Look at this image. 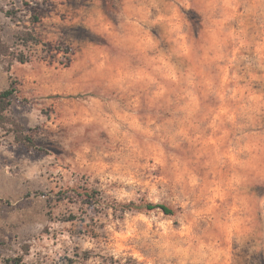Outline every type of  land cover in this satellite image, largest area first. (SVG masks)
Wrapping results in <instances>:
<instances>
[{"label":"rangeland","instance_id":"1","mask_svg":"<svg viewBox=\"0 0 264 264\" xmlns=\"http://www.w3.org/2000/svg\"><path fill=\"white\" fill-rule=\"evenodd\" d=\"M13 81L0 264H264V0H0Z\"/></svg>","mask_w":264,"mask_h":264},{"label":"trees","instance_id":"2","mask_svg":"<svg viewBox=\"0 0 264 264\" xmlns=\"http://www.w3.org/2000/svg\"><path fill=\"white\" fill-rule=\"evenodd\" d=\"M34 22L40 21V17L38 15H35L33 18ZM27 38L29 40H34V43H39L40 40L38 38H34L33 34L29 33L27 35ZM68 51H70V48H68ZM17 82H11L8 88L0 91V128L2 129H8L11 133L14 134L15 139L17 142L27 146L31 149H40L36 146L34 139L27 134L24 131V128L20 123H18L14 118L8 116V111L10 110L14 99L17 97L19 90L16 85ZM11 125V126H10ZM81 198V202L84 205H88L91 207L90 209H95L96 206H101L102 198L99 195V192L97 190H86L82 194H79ZM119 208L113 212L114 215H122L126 212H132V211H140L142 209L147 210H160L166 215H172L175 213V210L165 204V203H156L151 201H144L141 200L139 202L137 201H128V202H118ZM76 219V218H75ZM73 220V219H72ZM90 220L94 221L93 216H90ZM85 221V218L84 220ZM95 230H90L89 232L94 234ZM89 260L88 254L84 253H77L74 257H68L66 261L63 262V264H82L85 261ZM8 264L14 263V264H25L21 258H8L5 260Z\"/></svg>","mask_w":264,"mask_h":264}]
</instances>
